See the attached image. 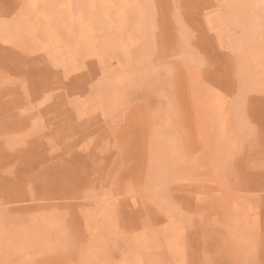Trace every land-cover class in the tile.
Instances as JSON below:
<instances>
[{
	"label": "rangeland",
	"instance_id": "374dc122",
	"mask_svg": "<svg viewBox=\"0 0 264 264\" xmlns=\"http://www.w3.org/2000/svg\"><path fill=\"white\" fill-rule=\"evenodd\" d=\"M69 2L0 0V264H264V0Z\"/></svg>",
	"mask_w": 264,
	"mask_h": 264
},
{
	"label": "bare ground",
	"instance_id": "6f19581e",
	"mask_svg": "<svg viewBox=\"0 0 264 264\" xmlns=\"http://www.w3.org/2000/svg\"><path fill=\"white\" fill-rule=\"evenodd\" d=\"M42 1H43V0H42ZM48 1H49V0H48ZM53 1H54V0H52V2H53ZM61 1H62V0H61ZM69 1L71 2V0H68V2H69ZM82 1H83V0H82ZM86 1H89V0H86ZM97 1H98V0H97ZM124 1H125V0H124ZM128 1H130V0H128ZM38 2H39V1H38ZM70 2H69V4L72 5V2H71V3H70ZM121 2H122V1H121ZM134 2H135V1H134ZM134 2H133V3H134ZM136 2H137V1H136ZM228 2H229V1H228ZM35 3H36L35 1H34V3L32 2V4H35ZM49 3H50V2H49ZM59 3H60V2H58V5H60ZM82 3H83V2H82ZM85 3H86V2H85ZM85 3H83V5H85ZM96 3H100V2H96ZM109 3H110V2H109ZM24 4H25V3H24ZM40 4H41V2H40ZM45 4H46V3H45ZM50 4H51V3H50ZM52 4H53V3H52ZM88 4H89V2H88ZM88 4H87V5H88ZM105 4H106V3H105ZM105 4H104V5L101 4V3H100V5L98 4L99 7H97V9L100 10V13H101V11H103V10L105 9L104 7H103L104 9H100V6H101V7H102V5H103V6H106ZM227 4H228V3H227ZM29 5H30V4H29ZM36 5H39V4L36 3ZM36 5H34V6L36 7ZM46 5H47V4H46ZM107 5H109V7L111 6V4H108V3H107ZM229 5H231V4H229ZM30 6H31V5H30ZM115 6H116V5H115ZM140 6H141V5H140ZM212 6L214 7V5H211V8H212ZM42 7H43V6H42ZM53 7H54V6H53ZM53 7L50 6V7H48V8H52L51 10H54ZM59 7H60V6H59ZM63 7H65V8L63 9L64 11H63L62 9L60 10V11H62L63 13H64L66 10H67V11H68V10L71 11V9H66L67 6H64V5H63ZM82 7L84 8V6H82ZM85 7H87V6L85 5ZM119 7H120V6H119ZM225 7H227V6H225ZM23 8H24V7H23ZM33 8H34V7H33ZM33 8H32V9H33ZM37 8H38V6H37ZM46 8H47V7H46ZM54 8H55V7H54ZM111 8H112V7L109 8V11L111 10ZM121 8H122V5H121ZM130 8H131V7H130ZM133 8H134V7H133ZM133 8H132V10H133ZM136 8H138V7H136ZM151 8H152V7H151ZM209 8H210V6H209ZM55 9H56V8H55ZM113 9H114V8H113ZM113 9H112V10H113ZM126 9H127V8H126ZM134 9H135V8H134ZM141 9H142V8H140V10L138 9V12H140ZM24 10H25V9H24ZM34 10H37V9H33V12H34ZM46 10H47V9H46ZM46 10H45V11H46ZM48 10H50V9H48ZM48 10H47V12H48ZM79 10H80V9H79ZM88 10H89V9H88ZM88 10H87V12H88ZM213 10H214V11H213ZM213 10H212V11L215 12V9H213ZM30 11H31V9H30ZM30 11H29V12H30ZM67 11H66V13H68ZM84 11H85V9H84ZM107 11H108V10H107ZM117 11H118V10H117ZM133 11H134V10H133ZM208 11H209V10H208ZM208 11H207V12H208ZM22 12H28V11H22ZM55 12H56V10H55L54 12H52V13H55ZM62 12H61V13H62ZM98 12H99V11H98ZM121 12H122V11H120V13H121ZM135 12H137V10H135ZM145 12H146V11H145ZM0 13H1V12H0ZM16 13H17V12H16ZM19 13H20V12H19ZM70 13L72 14L73 12H72V11L69 12V15H70ZM106 13H107V12H106ZM122 13H124V11H123ZM142 13H143V12H142ZM209 13H211V12H209ZM22 14H23V13H22ZM24 14H25V13H24ZM34 14H35V12H34ZM41 14H43V13H41ZM59 14H60V13H59ZM78 14H79V13H78ZM91 14H92V13H91ZM104 14H105V13H104ZM104 14H103V15H104ZM107 14L109 15V12H108ZM111 14L113 15V14H115V13L111 12ZM117 14H118V13H116V15H117ZM178 14H179V13H178ZM227 14H228V13H227ZM64 15H65V13H64ZM64 15H62V16L64 17ZM212 15H213V14H212ZM228 15H229V14H228ZM18 16H20V14H18ZM18 16H17V17H18ZM22 16H24V15H21V17H22ZM31 16H33V15H31ZM31 16H30V14H29V19L31 18ZM39 16H40V15H39ZM42 16H44V14H43ZM83 16H84V15H83ZM87 16L89 17L90 15L88 14ZM104 16H106V15H104ZM138 16H139V15H137V17H138ZM204 16H205V15H204ZM204 16H203V17H204ZM33 17H34V16H33ZM47 17H48V16H47ZM54 17H55V16H54ZM60 17H61V15H60ZM63 17H62V18H63ZM72 17H73V16H72ZM96 17H97V15H96ZM101 17H102V15H101ZM106 17H108V16H106ZM205 17H206V16H205ZM19 18H20V17H18V19H19ZM44 18H45V17H44ZM69 18H70V17H69ZM85 18H86V17H85ZM93 18H94V17H93ZM208 18H209V17H208ZM21 19H22V18H21ZM26 19H27V17L25 18V20H26ZM41 19H42V18H41ZM59 19H61V18H59ZM81 19H82V18H81ZM214 19H215V18H214ZM37 20H38V19H37ZM49 20H50V19H49ZM61 20H62V19H61ZM66 20H68V19H66ZM71 20H72V19H71ZM73 20H74V19H73ZM88 20H89V19H88ZM204 20H206V19H204ZM208 20H209V19H208ZM211 20H212V18H211ZM233 20H234V18H233ZM2 21H3V20H2ZM2 21H1V22H2ZM14 21H15V19H14ZM30 21H31V19H30ZM30 21H29V22H30ZM45 21H46V20H45ZM55 21H56V20H55ZM77 21H78V20H77ZM85 21H86V20H85ZM224 21H225V20H224ZM24 22H25V21H24ZM33 22H34V20H33ZM33 22L31 21V25L29 24V27H30V28L27 27V25H26V28H27L28 30L25 28L27 31L24 32V33H25V36H27L28 39H29V37H31L30 35H32V33H33V35H35V37H36L37 39L40 38V37H38L37 34L34 33V31L32 32V30H30V29H32L31 26H32L33 24H35V23H33ZM53 22H54V21H53ZM58 22H59V21H58ZM58 22H57V23H58ZM78 22H79V21H78ZM141 22H143V21H141ZM210 22H211V21H210ZM235 22H236V20L234 21V23H235ZM237 22H238V21H237ZM2 23H3V22H2ZM4 23H5V22H4ZM12 23H13V22H12ZM12 23H11V24H12ZM26 23H28L27 20H26L25 24H26ZM63 23H64V22H63ZM79 23H80V22H79ZM79 23H77V25H80V24H81V23H80V24H79ZM84 23H85V22H84ZM208 23H209V22H208ZM221 23H223V22H221ZM248 23H250V22H248ZM0 24H1V23H0ZM16 24H19V22L16 23ZM42 24H43V23H42ZM58 24H59V23H58ZM105 24H106V23H105ZM145 24H146V23H145ZM209 24H210V23H209ZM209 24H208V25H209ZM236 24H237V23H236ZM7 25H9V24L7 23ZM72 25H73V24H72ZM222 25H223V24H222ZM222 25H221V26H222ZM226 25H227V24H226ZM22 26H24V23H23ZM33 26H34V25H33ZM33 26H32V27H33ZM37 26H38V24H37ZM236 26H238V25H236ZM249 26H250V25H249ZM1 27H2V25H1ZM19 27H21V26H19ZM19 27H18V28H19ZM34 27H35V26H34ZM34 27H33V28H34ZM38 27H39V26H38ZM70 27H71V26H70ZM87 27H88V25H87ZM121 27H122V26H121ZM218 27H219V26H218ZM243 27H244V25H243ZM16 28H17V25H16ZM16 28H15V29H16ZM18 28H17V29H18ZM41 28L44 30V27H43V26H41ZM45 28H46V30H45L46 32H45V33L50 32L49 34H45L43 30L41 31V32H43L42 36H45L44 38H45V43H46V42L48 41V39H49L50 37H52L51 33H54V32H52V31H48L49 29H48V27H46V25H45ZM92 28H93V27H92ZM144 28H145V27H144ZM216 28H217V26H216ZM216 28L214 27L215 30H216ZM238 28H239V27H238ZM20 29H21V28H20ZM36 29H37V28L35 27V29H34L35 32H36ZM47 29H48V30H47ZM104 29H105V28H104ZM125 29H126V28H125ZM212 29H213V28H211L210 30H212ZM242 29H243V28H241V30H242ZM5 30H6V29H5ZM12 30H13V29H12ZM18 30H19V29H18ZM50 30H51V29H50ZM69 30H70V29H69ZM78 30H79V29H78ZM87 30H88V29H87ZM106 30H107V29H106ZM106 30H105V31H106ZM128 30H129V29H128ZM243 30H245V29H243ZM24 31H25V30H24ZM59 31H60V30H59ZM64 31H65V30H64ZM73 31H74V30H73ZM80 31H81V30H80ZM89 31H90V30H89ZM3 32H4V31H3ZM3 32H2V34H3ZM6 32H7V31H6ZM28 32H29V33L32 32V33L27 34ZM65 32H66V31H65ZM69 32H70V31H69ZM74 32H76V31H74ZM90 32H91V31H90ZM114 32L116 33V30H115ZM131 32H132V31H131ZM260 32H261V31H260ZM39 33H40V32H39ZM60 33H61V32H60ZM63 33H64V32H63ZM63 33H62V34H63ZM66 33H67V32H66ZM87 33H88V32H87ZM102 33H107V32H101L100 34H102ZM257 33H258V32H257ZM2 34H1V36H2ZM40 34H41V33H40ZM54 34H55V33H54ZM140 34H141V32H140ZM20 35H23V34H20ZM28 35H29V37H28ZM33 35H32V37H33L32 39L35 38ZM47 35H48V36H47ZM59 35H60V34H59ZM59 35H58V36H59ZM73 35H74V34H73ZM102 35H103V34H102ZM116 35H117V34H116ZM5 36H6V35H5ZM11 36H12V35H10L9 37H10V39L12 40ZM49 36H50V37H49ZM62 36H63V35H62ZM62 36H61V37H62ZM65 36H66V34H65ZM84 36H85V35H84ZM93 36H99V35H98V34H97V35H94V33H93ZM93 36H92V37H93ZM100 36H101V35H100ZM100 36H99V37H100ZM242 36H243V35H242ZM248 36H249V35H248ZM259 36H261V35H259ZM6 37H7V36H6ZM47 37H49V38L46 39ZM82 37H83V36H82ZM92 37H91V38L88 37V39L90 40V39H92ZM101 37H102V36H101ZM113 37H114V36H113ZM244 37H245V36H244ZM18 38H19V37H18ZM18 38H17V40H18ZM36 38H35V40H36ZM62 38H63V37H62ZM72 38H75V36L72 37ZM83 38H86V36L83 37ZM102 38H103V37H102ZM105 38L107 39L106 36H105ZM105 38H104V39H105ZM237 38H238V37H237ZM8 39H9V38H8ZM8 39H7V40H8ZM64 39H65V38H64ZM99 39H101V38H99ZM99 39H98V40H99ZM144 39H145V38H144ZM182 39H183V38H182ZM255 39H256V38H255ZM0 40H1V39H0ZM26 40H27V39H25V40L23 39V41H25L26 44H27V43H30L29 40H27V41H26ZM30 40H31V39H30ZM46 40H47V41H46ZM74 40H75V39H74ZM74 40H73V41H74ZM117 40H118V38H117ZM218 40H219V39H218ZM2 41H3V40H2ZM23 41H22V37H21L20 40H19V42H23ZM28 41H29V42H28ZM55 41H56V42H53V43H54V46L56 45L55 43H57L58 39H56ZM71 41H72V40H71ZM93 41H94V40H93ZM101 41H102V40H101ZM112 41H113V40H112ZM13 42H14V41H13ZM19 42H18V43H19ZM32 42H34V41H32ZM36 42H37V43H41V42H38L37 40H36ZM36 42H35V44H37ZM59 42H60V40H59ZM74 42H75V41H74ZM115 42H117V41H115ZM239 42H240V41H239ZM259 42H260V41H259ZM263 42H264V41H263ZM3 43H5V45L7 44L8 46H9V44H10V42H8V41H6V40L3 41ZM25 43L23 42V47H26V46H24V45H26ZM47 43H48V42H47ZM47 43H46V46H47ZM71 43H72V42H71ZM81 43H82L83 45L86 44V43L84 44V42H81ZM89 43H90V42H89ZM92 43H93V42H92ZM96 43H98V42H96ZM102 43H104V42H102ZM102 43H101V44H102ZM247 43H248V42H247ZM1 44H2V43H1ZM11 44H15V43H12V42H11ZM19 44H20V43H19ZM41 44H42V43H41ZM65 44L67 45V43H65ZM93 44H94V43H93ZM245 44H246V43H245ZM20 45H22V44H20ZM20 45H19V47H21ZM42 45H43V44H42ZM79 45H80V44H79ZM83 45H82V46H83ZM103 45H104V44H103ZM110 45L112 46V44H110ZM124 45H125V44H124ZM137 45H138V43H137ZM239 45H240V44H239ZM246 45H248V44H246ZM27 46H28V44H27ZM29 46H30V45H29ZM32 46H33V45H32ZM34 46H36V45H34ZM38 46L42 47V46L39 45V44H38ZM38 46H37V47H38ZM46 46L43 47V50H42L41 53L45 54V48H46ZM52 46H53V44H52ZM54 46H53V48H54ZM56 46H58V45H56ZM61 46H62V44L59 45V47H61ZM63 46H64V45H63ZM63 46L61 47L62 49L64 48ZM82 46H81V47H82ZM241 46H243V45L241 44ZM66 47H67V46H65V48H66ZM70 47H71V45H70ZM138 47H139V46H138ZM11 48H12V47H11ZM29 48L31 49L32 47H29ZM33 48H34V47H33ZM33 48H32V49H33ZM38 48H39V47H38ZM51 48H52V47H51ZM53 48H52V51H53ZM61 48H60V49H61ZM93 48H94V46H93ZM95 48H96V47H95ZM127 48H128V46H127ZM127 48H125V49H127ZM136 48H137V47H136ZM252 48H253V47H252ZM252 48H251V49H252ZM14 49H15V48H14ZM17 49H18V48H17ZM32 49H31V50H32ZM54 49H55V48H54ZM66 49H67V48H66ZM72 49H73V48H72ZM80 49H81V48H80ZM85 49H86V48H85ZM85 49H84V50H85ZM132 49H133V48H132ZM138 49H139V48H138ZM147 49H148V48H147ZM237 49H239V48H237ZM257 49H258V48H257ZM33 50H34V49H33ZM33 50H32V51H33ZM56 50H57V47H56ZM69 50H70V48H69ZM90 50H91V49H90ZM104 50H105V49H104ZM114 50H115V49H114ZM123 50H124V49H123ZM239 50H240V49H239ZM50 51H51V50H50ZM54 51H55V50H54ZM60 51H61V50H60ZM66 51H68V50H66ZM77 51H78V50H77ZM86 51H87V50H86ZM112 51H113V49H112ZM248 51H250V50H247L246 52H248ZM251 51H252V50H251ZM255 51H256V50H255ZM262 51H263V50H262ZM33 52H34V51H33ZM57 52H59V50H57ZM57 52L55 51V53H57ZM61 52H62V51H61ZM64 52H65V51H64ZM109 52H110V51H108V53H109ZM132 52H133V51H132ZM46 53H47V51H46ZM55 53H54V56H55ZM72 53H73V52H72ZM104 53H105V52H104ZM124 53H126V52H124ZM130 53H131V50H130ZM18 54H20V53L18 52L17 55H18ZM70 54H71V53H69V57H70ZM78 54H79V53H78ZM78 54H77V56H78ZM80 54H81V53H80ZM90 54H91V53H90ZM137 54H138V53H137ZM249 54H250V53H249ZM46 55H47V54H46ZM48 55L51 56L52 54H51V53H50V54L48 53ZM82 55H83V53H82ZM85 55H86V54H85ZM94 55H95V54H94ZM133 55H134V54H133ZM245 55H246V53H245ZM86 56H87V55H86ZM86 56H85V57H86ZM112 56H113V55H112ZM112 56H111L110 58H112ZM138 56H139V55H138ZM75 57H76V56H75ZM81 57H82V56H81ZM81 57H80V58H81ZM95 57H96V55H95ZM45 58H46V57H45ZM50 58H51V57H50ZM87 58L91 59L92 57H90V56L88 57V56H87L86 59H87ZM115 58H117V57L115 56ZM131 58H132V57H131ZM46 59H47V58H46ZM71 59H73V58H72V55H71ZM75 59H77V58H75ZM81 59H83V58H81ZM86 59H85V60H86ZM89 59H88V60H89ZM133 59H134V58H133ZM135 59H136V56H135ZM239 59H240V58H239ZM251 59H252V58H251ZM62 60H64V59H62ZM104 60H105V59H104ZM112 60H114V59H112ZM47 61H48V60H47ZM47 61H46V62H47ZM67 61H68V60H67ZM72 61H73L74 63H76V62L74 61V59L71 60V62H72ZM76 61H78V60H76ZM82 61H83V60H82ZM124 61H125V60H124ZM68 62L70 63V61H68ZM132 62H133V61H132ZM242 62H244V60H243ZM51 63H52V62H51ZM63 63H64V62H63ZM115 63H116V61H115ZM129 63H130V62H129ZM195 63H197V62H195ZM67 64H68V63H67ZM67 64H66V65H67ZM72 64H73V63H72ZM238 64H239V63H238ZM242 64H243V63H242ZM245 64H246V63H245ZM78 65H79V64H78ZM119 65H120V64H119ZM133 65H134V64H133ZM133 65H132V66H133ZM140 65H141V64H140ZM195 65H196V64H195ZM62 66H63V65H62ZM64 66H65V65H64ZM67 66H68V65H67ZM82 66H83V65H82ZM132 66H130V67H132ZM138 66H139V65H138ZM10 67H11V66H10ZM70 67H72V66H69V69H70ZM80 67H81V66H80ZM84 67H85V66H84ZM104 67H106V66H104ZM114 67H115V66H114ZM130 67H129V68H130ZM242 67H244V66H242ZM193 68H194V67H193ZM69 69H68V70H69ZM74 69H75V68H74ZM76 69H78V68H76ZM79 69H82V68H79ZM83 69H84V68H83ZM83 69H82V70H83ZM240 69H241V67H240ZM68 70H67V71H68ZM73 71H74V70H72V72H73ZM79 71H80V70H79ZM117 71H118V70H117ZM120 71H121V70H120ZM236 71H237V70H236ZM59 72H60V71H59ZM80 72H81V71H80ZM89 72H90V71H89ZM102 72H103V71H102ZM240 72H241V71H240ZM240 72H239V73H240ZM245 72H246V71H245ZM135 74H136V73H135ZM73 75H74V73H73ZM90 76H91V75H90ZM131 76H132V75H131ZM51 77H52V76H51ZM65 77H66V76H65ZM68 77H69V76H68ZM68 77H67V78H68ZM114 77H115V75H114ZM71 78H72V77H71ZM98 78H99V77H98ZM128 78H129V77H128ZM133 78H134V77H133ZM113 79H114V78H113ZM131 79H132V78H131ZM196 80H197V79H196ZM154 81H155V79H154ZM65 82H66V81H65ZM253 82H254V81H253ZM126 83H127V82H126ZM133 83H134V82H133ZM123 85H124V84H123ZM114 86H115V85H114ZM95 87H96V86H95ZM164 87H165V86H164ZM254 87H255V86H254ZM102 88H103V87H102ZM118 88H119V87H118ZM198 88H199V87H198ZM164 89H165V88H164ZM88 90H89V89H88ZM94 90H96V89H94ZM100 91H101V90H100ZM238 91H239V90H238ZM238 91H237V92H238ZM113 92H114V91H113ZM117 92H118V91H117ZM119 92H120V91H119ZM163 92H164V91H163ZM53 93H54V92H53ZM90 93H91V92H90ZM94 93H95V92H94ZM217 93H218V92H217ZM56 94H57V93H56ZM63 94H64V91H63ZM87 94H88V93H87ZM199 94H200V93H199ZM235 94H236V93H235ZM237 94H238V93H237ZM167 95H169V94H167ZM99 96H100V95H99ZM228 96H229V95H228ZM243 96H244V95H243ZM110 97H112V96L110 95ZM213 97H215V96H213ZM213 97H212V100H211L212 102H211V103L214 102L213 104H215L216 101H214V98H213ZM216 97H217V98H220V96H216ZM216 97H215V99H217ZM222 97H223V96H222ZM222 97H221V98H222ZM113 98H114V97H113ZM195 98H196V96H195ZM249 98H250V97H249ZM90 99H91V98H90ZM196 99H197V101H198L199 98H196ZM223 99H225V98H222L221 100H223ZM116 100H118V99H116ZM129 100H130V99H129ZM200 101H201V99L199 100V102H200ZM217 101H218V100H217ZM123 102H125V101H123ZM99 103H100V102H99ZM99 103L97 102V100L94 102L95 105H96V104H99ZM118 103H119V102H118ZM219 103H220V102H219ZM243 103H244V99H243ZM86 104H87V103H86ZM90 104H92V102H90ZM94 104L91 105V107L93 106L94 109H95V111H96V109H98V110L100 111V108L95 107ZM107 104H108V102H107ZM221 104H222V102L219 104V106H220ZM222 105H223V104H222ZM84 106H85V105H84ZM96 106H99V105H96ZM107 106H109V104H108ZM107 106H106V107H107ZM100 107H101V106H100ZM239 107H240V106H239ZM83 108H84V107H83ZM108 108H109V107H108ZM221 108H223V106H222ZM241 108H242V107H241ZM219 109H220V108H219ZM223 109H224V108H223ZM237 109H238V108H237ZM90 110L92 111L93 109H90ZM221 110H222V109H220V111H221ZM83 112H84V111H83ZM99 113H100V112H99ZM102 113L104 114V112H102ZM102 113H101V115H102ZM81 114H83V113H81ZM85 114H86V113H85ZM96 114H97V113H96ZM234 114H235V113H234ZM241 114H242V113H241ZM92 115H93V114H92ZM222 115H223V114H218V117H219L220 120H223L222 118H220ZM77 116H78V115H77ZM86 116H87V114H86ZM90 116H91V115H90ZM90 116H89V117H90ZM223 116H224V115H223ZM240 116H241V115H240ZM77 118H78V117H77ZM238 118H239V117H237V119H238ZM240 119H241V118H240ZM40 120H41V119H40ZM224 120H225V118H224ZM224 120H223V121H224ZM164 121H165V120H164ZM165 122H166V121H165ZM166 123H167V122H166ZM221 123H222V121H221ZM36 126H37V125H36ZM163 126H164V125H163ZM163 126H162V127H163ZM165 126H167V125H165ZM165 126H164V127H165ZM168 126H169V125H168ZM176 127H177V126H176ZM169 128H170V127H169ZM169 128H168V129H169ZM243 128H244V127H243ZM168 129H166V131H167ZM223 129H224V128H223ZM232 129H233V128H232ZM105 130H106V129H105ZM244 130H245V129H244ZM234 131H235V129H234ZM222 132H223V131H222ZM29 133H30V132H29ZM239 133L241 134V132H239ZM242 133H243V132H242ZM82 134H83V133H82ZM99 134H100V133H99ZM99 134H98V135H99ZM166 134H167V133H166ZM170 134H171V133H169V134H167V135L169 136ZM207 134H208V133H207ZM85 135H86V134H85ZM103 135H104V134H103ZM103 135H101V136H103ZM223 135H224V134H223ZM241 135H242V134H241ZM25 136H26V135H25ZM217 136H218V135H217ZM22 137H23V136H22ZM26 137H27V136H26ZM98 137H99V136H98ZM171 137H172V136H171ZM222 137H223V136H222ZM222 137H220V138H222ZM92 138H93V137H92ZM49 139H50V138H49ZM103 139H104V138H103ZM167 139H168V138H167ZM22 140H23V138H22ZM25 140H26V138L24 139V141H25ZM27 140H28V139H27ZM27 140H26V141H27ZM93 140H95V139H93ZM100 140H101V139H100ZM225 140H226V139H224V141H225ZM90 141H91V139H90ZM98 141H99V140H98ZM101 141H102V140H101ZM101 141H100V142H101ZM94 142H95V141H94ZM104 142H106V139H104ZM109 142H110V141H109ZM220 142H221V141H220ZM243 142H245V141H243ZM21 143H22V142H21ZM97 143H98V142H97ZM101 143H102V142H101ZM224 143H225V142H224ZM148 145H149V144H148ZM10 146H11V145H10ZM13 146H14V145H13ZM50 146H51V145H50ZM92 147H93V146H92ZM103 147H104V146H102V148H103ZM16 148H17V147H16ZM152 149H153V147H152ZM97 150H98V149H97ZM55 151H57V150H55ZM81 151H82V150H81ZM49 152H51V151H49ZM52 152H53V151H52ZM82 152H84V150H83ZM152 152H153V151H152ZM155 153H156V152H155ZM153 154H154V152H153ZM83 155H84V154H83ZM47 156H48V155H47ZM167 156H168V155H167ZM175 156H176V155H174L173 157H175ZM165 157H166V156H165ZM173 157H172L173 160H172V159H171V160H172L173 162H175ZM161 158H162V157H160V159H161ZM166 158H167V162L165 161V162H166V166H165V167L163 166V170H164V168H165V170H166V169L170 166V165H169V166L167 165V163H168L169 160H168V157H166ZM166 158H165L164 160H166ZM73 159H74V158H73ZM175 159H176V162H179V161H177V160H180L179 158L177 159V156H176ZM61 160H62V159H61ZM61 160H60V161H61ZM171 160H170V161H171ZM64 161H65V160H64ZM158 161H160L159 158H158ZM162 161H163V160H162ZM163 162H164V161H163ZM163 162H162V163H163ZM165 162H164V163H165ZM154 163H155V162H154ZM154 163H153V164H154ZM159 163H160V165H162V164H161V161H160V162L157 163V164H158V167H159ZM164 163H163V164H164ZM169 163H170V162H169ZM174 164H175V163H174ZM174 164H173V165H174ZM182 164H183V163H182ZM155 165H156V163H155ZM155 165H154V166H155ZM164 165H165V164H164ZM171 165H172V164H171ZM151 166H152V165H151ZM156 167H157V166H156ZM179 167H180V166H179ZM150 170H152V171L155 170V173H156V169H154V170H153V169H150ZM150 170H149V173H150ZM159 170H160L159 173H161V172L163 173V171H162L161 169H159ZM166 171H168V169H167ZM166 171L164 172V173H165V176H166ZM175 172H176V173H175ZM175 172H174V175L172 174V178H171V179H165L166 177L164 176V180H163L159 175H158L157 177H160V179H162V183H163L164 181L166 182L167 180H168V181H169V180L172 181V180L174 179L173 176H175V174L178 175V173H177L178 170L175 171ZM159 173H158V174H159ZM156 175H157V174H156ZM180 175H181V174H180ZM228 175H229V174H228ZM151 177H152V176H151ZM151 177H149V180H150ZM153 177H154V176H153ZM177 177H178V176H177ZM155 178H156V176H155ZM156 179H157V178H156ZM160 179L158 178L157 183H160V182H161ZM175 179H176V176H175ZM151 181H152V180H151ZM151 181H150V182H151ZM153 181H155V180H153ZM158 181H159V182H158ZM165 182H164V184H165ZM177 182H178V181H177ZM181 182H182V181H181ZM148 183H149V182H148ZM152 183H153V182H152ZM162 183H160V184H162ZM182 183H183V182H182ZM149 184H150V183H149ZM166 184H167V183H166ZM157 186H160V185L158 184ZM161 186H162V185H161ZM152 187H153V185H152ZM55 188H56V187H55ZM148 188H149V187H148ZM155 188H156V190H157V187H155ZM99 189H100V188H99ZM103 189H104V188H103ZM153 189H154V188H153ZM154 190H155V189H154ZM148 191H149V190H148ZM98 192H99V191H98ZM152 192H154V191H152ZM162 192H163V191H162ZM195 192H196V191H195ZM94 194H95V192H94ZM96 194H98V193L96 192ZM146 194H147V191H146ZM113 195H114V194H113ZM244 195H245V194H244ZM197 197H198V196H197ZM197 197H196V198H197ZM136 198H137V197H136ZM138 198H139V197H138ZM159 198H160V197H159ZM99 199H100V198H99ZM207 199H209V198H207ZM94 200H95V199H94ZM100 200H101V199H100ZM100 200H99V201H100ZM199 200H200V199H199ZM99 201H98V202H99ZM159 201H160V200H159ZM61 202H62V201H61ZM132 202H133V201H132ZM133 203H135V202H133ZM133 203H131V204L133 205ZM214 203H215V202H214ZM107 204H108V203H107ZM151 204H153V203L151 202ZM223 204H224V203H223ZM134 205H135V204H134ZM169 205H170V204H169ZM197 205H198V204H197ZM103 207H104V206H102V207H100V208L103 209ZM134 207H135V206H134ZM152 207H154V206H152ZM174 208H175V207H174ZM226 208H227V207H226ZM231 208H232V207H231ZM29 209H30V208H29ZM45 209H46V208H45ZM110 209H111V208H110ZM119 209H120V207H119ZM101 211H102V210H101ZM101 211L99 210L97 213L99 214V212H101ZM103 211H105V210L103 209ZM114 211H115V210H114ZM179 211H180V210H179ZM3 212H4V211H3ZM63 212H64V211H63ZM89 212H90V211H89ZM59 213H60V212H59ZM59 213H58V214H59ZM84 213H86V211H85ZM116 213H117V212H116ZM236 213H237V212H236ZM98 214H97V218H98V216L100 217V215H98ZM117 214H118V213H117ZM223 214H224V213H223ZM50 215H51V214H50ZM144 215H145V213H144ZM155 215H156V214H155ZM92 216H93V215H92ZM106 216H107V214H106ZM106 216H103L102 218L105 217V219H106V218H107ZM109 216H110V215H109ZM114 216H115V215H114ZM157 216H158V215H157ZM7 217H8V216H7ZM164 217H165V216H164ZM179 217H180V216H179ZM199 217H200V216H199ZM37 218H38V217H37ZM52 218H53V217H52ZM72 218H73V217H72ZM82 218H83V216H82ZM93 218H94V217H91V219H93ZM32 219H33V217H32ZM54 219H55V218H54ZM83 219H84V218H83ZM83 219H82V220H83ZM105 219H102V220H105ZM116 219H117V218H116ZM12 220H13V219H12ZM29 220H30V219H29ZM77 220H78V219H77ZM89 220H90V219H89ZM89 220H88V221H89ZM108 220H109V218H108ZM120 220H121V219H120ZM156 220H157V219H156ZM224 220H225V219H224ZM21 221H22V220H21ZM88 221H86V222L88 223ZM90 221H91V220H90ZM110 221H111V220H110ZM141 221H142V218H141ZM214 221H215V220H214ZM45 222H46V221H45ZM47 222H48V221H47ZM84 222H85V221H84ZM86 222H85V223H86ZM106 222H107V221H106ZM106 222H104V223H106ZM166 222H167V220H166ZM17 223H19V222H17ZM32 223H33V222H32ZM102 223H103V221L101 222V224H102ZM213 223H214V222H213ZM46 224H47V223H46ZM56 224H57V223H56ZM140 224H142V223H140ZM168 224H169V223H168ZM168 224H167V225H168ZM207 224H208V221H207ZM214 224H215V223H214ZM230 224H231V223H230ZM31 225H32V224H31ZM42 225H43V224H42ZM86 225H87V224H86ZM116 225H117V224H116ZM119 225H120V224H119ZM142 225H143V224H142ZM142 225H141V226H142ZM60 226H61V225H60ZM67 226H68V225H67ZM87 226H88V225H87ZM96 226H97V225H96ZM157 226H158V225H157ZM214 226H215V225H214ZM216 226H217V225H216ZM229 226H230V225H229ZM6 227H7V226H6ZM167 227H168V226H167ZM181 227H182V226H181ZM209 227H210V226H209ZM225 227H226V226H225ZM244 227H245V226H244ZM4 228H5V227H4ZM76 228H77V227H76ZM89 228H90V227H89ZM111 228H113V227L111 226ZM152 228H154V227H152ZM156 228H157V227H156ZM156 228H155V229H156ZM169 228H170V227H169ZM9 229H11V228H9ZM84 229L86 230V226L84 227ZM0 230H1V229H0ZM151 230H152V229H151ZM163 230H164V229H163ZM172 230H173V229H172ZM7 231H8V230H7ZM13 231H14V230H13ZM54 231H55V230H54ZM58 231H59V230H58ZM94 231L97 232L96 230H94ZM94 231H93V232H94ZM173 231H174V230H173ZM189 231H190V230H189ZM11 232H12V231H11ZM61 232H62V231H61ZM88 232H89V231H88ZM98 232H99V231H98ZM98 232H97V233H98ZM148 232H149V231H148ZM8 233H9V232H8ZM139 233H140V232H139ZM141 233H142V232H141ZM141 233H140V234H141ZM153 233H154V232H153ZM233 233H234V232H233ZM1 234H2V232H1ZM1 234H0V237L3 236V235H1ZM6 234H7V233H6ZM9 234L11 235V233H9ZM13 234H14V233H13ZM56 234H58V233H56ZM101 234H102V233H101ZM143 234H144V232H143ZM7 235H8V234H7ZM91 235H92V234H91ZM244 235H245V234H244ZM12 236H13V235H12ZM12 236H11V237H12ZM53 236H54V235H53ZM68 236H69V235H68ZM134 236H135V235H134ZM141 236H142V235H141ZM165 236H166V235H165ZM8 237L10 238V240H12L11 237H10L9 235H8ZM15 237H16V235L13 236V239H16ZM90 237H91V236H90ZM103 237H104V236H103ZM103 237H102V239H103ZM135 237H137V236H135ZM174 237H175V235H174ZM1 238H2V237H1ZM55 238H56V237H55ZM92 238H93V237H92ZM133 238H134V237H133ZM143 238H144V237H143ZM160 238H161V237H160ZM183 238H184V236H183ZM93 239H94V238H93ZM102 239H101V240H102ZM156 239H158V238H156ZM3 240H5V239H3ZM49 240H50V239H49ZM51 240H52V238H51ZM51 240H50L49 242H51ZM57 240H58V238H57ZM113 240H114V239H113ZM196 240H197V239H196ZM15 241H16V240H15ZM59 241H60V240H59ZM91 241H93V240H91ZM95 241H96V240H95ZM97 241H98V240H97ZM138 241H139V240H138ZM233 241H235V240H233ZM3 242H5V241H3ZM56 242H57V241H56ZM65 242H66V241H65ZM93 242H94V241H93ZM128 242H129V241H128ZM149 242H150V241H149ZM149 242H148V243H149ZM178 242H179V241H178ZM0 243H1V241H0ZM134 243H137V241H135ZM150 243H151V242H150ZM150 243H149V244H150ZM234 243H235V242H234ZM236 243H237V242H236ZM19 244H20V243H19ZM50 244H52V243H50ZM63 244H64V243H63ZM92 244H93V243H92ZM137 244H138V243H137ZM170 244H171V243H170ZM6 245H7V244H6ZM16 245H18V244H16ZM93 245H94V244H93ZM150 245H151V244H150ZM1 246H2V245H1ZM14 246H15V245H14ZM55 246H56V245H55ZM57 246H58V245H57ZM67 246H68V244H67ZM109 246H110V245H109ZM139 246H141V245L139 244L138 246H136L138 249L135 248V249L138 251V252L136 251L138 254H137V256H136L137 259H135L136 261L134 260V258H132L133 261L131 260V261H132L131 263H133V264H137V263H138L137 260H139V259L141 258V257H138V255L140 254V253H139V251H140V250H139V249H140ZM147 246H148V245H147ZM155 246H156V245H155ZM183 246H184V245H183ZM201 246H202V245H201ZM16 247H17V246H16ZM16 247H15V248H16ZM19 247H20V246H19ZM81 247H82V246H81ZM134 247H135V246H134ZM145 247H146V246H145ZM145 247L143 246L141 249H143V250L145 251V250H146V249H144ZM175 247H176V246H175ZM20 248H21V247H20ZM20 248H18L19 251H20ZM106 248H107V247H105L104 249H106ZM111 248H112V247H111ZM150 248H151V247H150ZM180 248H181V246H180ZM0 249H1V248H0ZM81 249H82V251H83V248H81ZM81 249H80V250H81ZM107 249H108V248H107ZM135 249H134V251H135ZM174 249H175V248H174ZM236 249H237V248H236ZM3 250H4V249H3ZM102 250H103V249H102ZM156 250H157V248H156ZM158 250H159V248H158ZM165 250L167 251L168 249H165ZM113 251H114V250H113ZM115 251H116V250H115ZM115 251H114V252H115ZM134 251H133V252H134ZM159 251H160V250H159ZM136 252H135V254H136ZM140 252H141V251H140ZM172 252H173V251H172ZM19 253H20V252H19ZM104 253H105V252H104ZM111 253H112V252H111ZM145 253H146V251H145ZM166 253H167V252H166ZM41 254H42V253H41ZM133 254H134V253H133ZM168 254H169V253H168ZM253 254H254V253H253ZM22 255H23V254H22ZM43 255H44V254H43ZM107 255H108V254H107ZM107 255H106V256H107ZM112 255H113V254H112ZM247 255H248V254H247ZM247 255H246V256H247ZM0 256H1V255H0ZM34 256H35V255H34ZM39 256H40V254H39ZM86 256H87V255H86ZM134 256H135V255H134ZM250 256H251V255H249V257H250ZM254 256H255V255H254ZM23 257H25V254L23 255ZM30 257H31V256H30ZM35 257H36V256H35ZM37 257H38V256H37ZM132 257H133V256H132ZM136 257H135V258H136ZM82 258H83V257H82ZM86 258H87V257H86ZM88 258H89V257H88ZM138 258H139V259H138ZM246 258H247V257H246ZM250 258H253V257L251 256ZM0 259L2 260L1 257H0ZM35 259H36V258H35ZM97 260H98V258H97ZM108 260H109V259H108ZM113 260H114V259H113ZM247 260H248V259H247ZM128 261H130V260H128ZM245 261H246V260H245ZM245 261H244V262H245ZM81 262H82V261H81ZM113 262H114V261H113ZM134 262H135V263H134ZM171 262H172V261H171ZM0 263H2V261H0ZM52 263H54V262H52ZM68 263H69V262H68ZM76 263H77V262H75L74 264H76ZM78 263H79V262H78ZM78 263H77V264H78ZM114 263H115V262H114ZM72 264H73V263H72ZM79 264H81V263H79ZM83 264H84V263H83ZM96 264H97V263H96ZM107 264H108V263H107ZM111 264H112V263H111ZM127 264H130V263H127ZM139 264H141V262H139ZM170 264H171V263H170Z\"/></svg>",
	"mask_w": 264,
	"mask_h": 264
}]
</instances>
